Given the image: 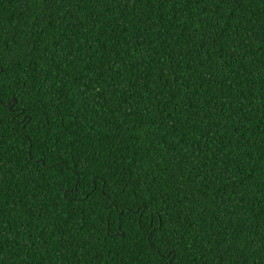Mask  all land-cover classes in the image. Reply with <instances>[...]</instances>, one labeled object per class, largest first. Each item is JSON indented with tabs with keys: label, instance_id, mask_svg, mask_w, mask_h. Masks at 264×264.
I'll return each mask as SVG.
<instances>
[{
	"label": "trees",
	"instance_id": "16d2710c",
	"mask_svg": "<svg viewBox=\"0 0 264 264\" xmlns=\"http://www.w3.org/2000/svg\"><path fill=\"white\" fill-rule=\"evenodd\" d=\"M0 264H264V0H0Z\"/></svg>",
	"mask_w": 264,
	"mask_h": 264
},
{
	"label": "snow or ice",
	"instance_id": "6c2138e0",
	"mask_svg": "<svg viewBox=\"0 0 264 264\" xmlns=\"http://www.w3.org/2000/svg\"><path fill=\"white\" fill-rule=\"evenodd\" d=\"M79 167H81V170H83V169H87V168L89 167V163H88V161H84L82 165H79ZM79 174H80V173L77 172V175H79ZM94 175H95V174H94ZM100 175H101V178H103V174H100ZM109 175H111V174L109 173ZM74 183H75V182H74ZM105 183H107L106 180H105ZM65 195L67 196V193H65ZM75 195H76V193L74 192V193H73V196H75ZM113 203H115V202L113 201ZM144 207L147 209V204H145ZM121 215H122V213H121ZM112 220H113L112 214L109 213V215H108L107 217L104 218L105 223H104V225L102 226V230H109V231H110L111 228L113 227Z\"/></svg>",
	"mask_w": 264,
	"mask_h": 264
},
{
	"label": "water",
	"instance_id": "95a60500",
	"mask_svg": "<svg viewBox=\"0 0 264 264\" xmlns=\"http://www.w3.org/2000/svg\"><path fill=\"white\" fill-rule=\"evenodd\" d=\"M13 101H15V99Z\"/></svg>",
	"mask_w": 264,
	"mask_h": 264
}]
</instances>
